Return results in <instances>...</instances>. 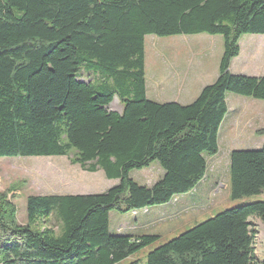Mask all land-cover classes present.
Here are the masks:
<instances>
[{
	"label": "trees",
	"instance_id": "1",
	"mask_svg": "<svg viewBox=\"0 0 264 264\" xmlns=\"http://www.w3.org/2000/svg\"><path fill=\"white\" fill-rule=\"evenodd\" d=\"M199 33L223 38L215 81L189 104L148 99L145 37ZM245 34H264V0H0V157L72 155L118 180L101 193L28 195L24 223L0 192V264H117L153 241L111 234L109 212L166 204L206 176L227 93L264 100V74L229 71ZM115 96L120 111L109 108ZM153 162L163 170L153 184L129 176ZM229 177L232 198L264 192V146L232 150ZM251 217L264 223V199L217 213L138 264H258Z\"/></svg>",
	"mask_w": 264,
	"mask_h": 264
},
{
	"label": "rangeland",
	"instance_id": "2",
	"mask_svg": "<svg viewBox=\"0 0 264 264\" xmlns=\"http://www.w3.org/2000/svg\"><path fill=\"white\" fill-rule=\"evenodd\" d=\"M197 35L194 38L196 40H202L205 36H209L206 33H199ZM216 36L222 39L221 35ZM249 36L250 34L242 36V46L246 44V38ZM203 42H206L208 46L212 44L210 40H204ZM195 43L200 42H195L192 36L147 35L144 40L146 66L148 69H154L156 66L162 65L163 62L167 63L169 57L172 56L178 62L179 66L183 67L185 65V70L186 64L184 59L189 54H194V63L203 60L200 56L205 59L207 56L212 58L216 54V47H210L209 50L203 52L200 51L201 47L195 45ZM187 44H190L193 50L192 53L189 46L187 47ZM248 46H250L247 47L250 53H255L256 55L253 54L254 56L249 58L241 57L240 72L247 76L264 74V38L257 41L254 47H251V45ZM244 48L246 47L243 46V50ZM155 62L157 65H155ZM209 62L205 61V63ZM89 76L87 73L81 72L78 78L81 81H88ZM228 95L235 94L228 93ZM148 97L151 98V95ZM240 99L243 101H253L251 108L254 111L264 112V100L242 96H240ZM109 108L113 110L121 109V104L118 102L116 96L109 105ZM251 126L249 128L243 127L235 131L236 136L230 140L231 148L241 149L246 145H264V127L261 128V126H264V120L261 123L254 121ZM232 130L233 127L228 130V140L230 139V133L233 132ZM220 148L222 149V154L224 150L223 147L220 146ZM71 157L72 155L0 157V192H6L8 198L16 206V218L18 222L24 223L26 221V197L28 195L94 194L101 193L117 183V181L106 178L102 170L89 172L82 169L79 164L71 162ZM210 158H207L206 176L193 190L175 196L173 203L170 202L174 198L166 204L151 207L152 210L149 218L141 223L142 228L138 232L141 235H153L156 238L117 264H130L134 261H136L134 264L143 262L146 255L154 248L177 237L217 213L264 199V192L240 198H232L229 186V168H227V162L225 161L226 157L222 155L216 159L213 156ZM215 165L218 167V172H213ZM159 169L157 162H153L150 167L131 170L129 176L136 182L145 181L148 184L160 175ZM206 186L210 188L208 189ZM187 205L192 207L187 212L180 215L174 213L179 206ZM250 221L252 224L251 227L253 228L252 246L255 259L258 264H263L264 223L256 217H251ZM128 223H134L130 213H121L112 210L109 218V232L111 234H124L127 232L126 224Z\"/></svg>",
	"mask_w": 264,
	"mask_h": 264
},
{
	"label": "crops",
	"instance_id": "3",
	"mask_svg": "<svg viewBox=\"0 0 264 264\" xmlns=\"http://www.w3.org/2000/svg\"><path fill=\"white\" fill-rule=\"evenodd\" d=\"M177 36H192L193 40L195 42V45L200 46V51H206L209 50L210 47H216V54L211 57L207 56V58H203L200 56L203 60L197 61L194 63V54H189L184 60L186 64V68L184 70V67H181L178 65V62L171 57H169V60L167 63L163 62L162 65L156 66L154 69L147 68L146 66V60H145V95L148 99L153 100L155 102H177L179 104L185 105L192 102L196 96L199 94L200 90L208 84H211L215 81V79L218 76V66L220 57L223 52V38L217 37L216 35H209L205 36L202 40H196L198 35H177ZM194 36V37H193ZM210 38V39H209ZM241 38L239 39V53L236 57H234L229 66V71L232 74H239L244 75L242 72H240L241 66H240V60L241 57L249 58L251 56L256 55L255 53H250L248 45H251V47H254L257 41H260L264 38V34H250L249 37L246 38V44L243 45L241 43ZM204 40H210L212 44L209 46L206 42H203ZM248 43V44H247ZM189 46L191 53L193 52L190 44H187V47ZM244 53V55H243ZM254 54V55H253ZM205 61H212L209 63H205ZM155 65L157 63L155 62ZM194 68L193 72L192 69ZM263 74H258L257 76H260ZM234 94V93H232ZM151 95V98L148 96ZM241 95L235 94V95H226V103H227V112L219 126L218 134H217V144H218V152L213 156V158H219L220 156L224 155L226 157L225 161L227 168H229V155L232 150H235L234 148H231L230 140L236 136L235 131L237 129L247 127L249 128L254 121L260 122L264 120V112L261 111H254L251 106L253 105V101H243L240 99ZM244 97V96H242ZM250 98V97H249ZM247 100V99H245ZM121 110V109H120ZM117 110V111H120ZM233 123V124H232ZM233 127V132L230 133V139L228 140V130ZM253 127V126H251ZM264 126H261L263 128ZM228 140V141H227ZM253 145V144H251ZM223 147L224 152L221 151L220 148ZM226 146V148H225ZM264 146V145H263ZM263 146L259 144H255L253 146L246 145L245 147L241 148H247V147H253V148H262ZM228 150V153L226 154ZM209 159H211L209 157ZM217 166L215 165L213 167V172L217 171ZM220 169V168H219ZM160 175L153 180L150 183H146L145 181L138 182L140 184L144 185H151L153 184L158 178L161 177L163 174V170L159 169ZM218 172V171H217ZM207 173V170H206ZM113 181H117L116 179H112ZM204 182V181H202ZM115 183V184H117ZM200 184V183H199ZM208 189L209 186H206ZM175 198L170 202L173 203ZM177 201V200H176ZM171 206V205H168ZM154 207V206H153ZM191 206H179L174 213H177V215H180L182 213L187 212L190 210ZM151 207L142 208L134 211H129L130 216L133 217L134 223L133 224H126L127 232L124 234H130V235H141L139 234V230L142 228L141 223L144 222V220H147L150 216ZM111 211L109 212V218H110ZM157 217V215H156ZM162 219V218H160ZM167 220V219H165Z\"/></svg>",
	"mask_w": 264,
	"mask_h": 264
}]
</instances>
